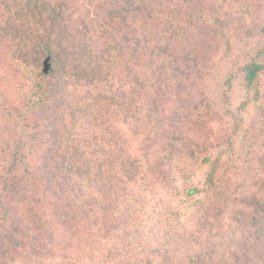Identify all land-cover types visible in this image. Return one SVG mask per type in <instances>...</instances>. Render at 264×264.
<instances>
[{
	"label": "trees",
	"instance_id": "obj_1",
	"mask_svg": "<svg viewBox=\"0 0 264 264\" xmlns=\"http://www.w3.org/2000/svg\"><path fill=\"white\" fill-rule=\"evenodd\" d=\"M192 3L0 0V264H264V0Z\"/></svg>",
	"mask_w": 264,
	"mask_h": 264
},
{
	"label": "rangeland",
	"instance_id": "obj_2",
	"mask_svg": "<svg viewBox=\"0 0 264 264\" xmlns=\"http://www.w3.org/2000/svg\"><path fill=\"white\" fill-rule=\"evenodd\" d=\"M71 1H74L76 4H82V5H85V4H89L90 2L92 3H96V0H71ZM102 3H107L111 0H100ZM192 5L193 6H197L198 8H209L211 7V5H214L215 3V0H191ZM191 5V7H192ZM189 7V5H188ZM264 9V8H263ZM262 14H260V16L258 15V19H257V23L255 24L256 25V28L259 29L260 27H262L263 25V22H264V10L261 12ZM201 34V33H200ZM215 35V34H214ZM155 37V36H153ZM213 38H218L217 35H215V37L212 36V40ZM157 39V38H156ZM204 43H201L202 41H200V39H198L197 42H200L198 45H191L192 47L193 46H196L194 49H202L203 51V55L204 57H209V60H210V57H212L214 59V63H215V52L218 50L217 48H219V52H223L226 50V42L224 41V38H222L220 41H219V44L218 43H215V42H209L210 40H208L207 38H202ZM2 41V40H1ZM234 41V40H233ZM209 42V43H207ZM207 43V44H206ZM234 45H233V50H232V56L229 57V59L226 60V63L223 64V61L221 62V65L219 64L220 62L217 61V63H215L216 65V74H217V77L220 78L219 80H208V87H206L205 89V92L208 93L209 97H211L210 99L213 98L214 100V103L215 105H217V107L220 106V101L219 98L217 99L218 95H219V92H220V88L222 87L221 83L223 82V76L225 75V73H227V71L232 67L233 65V58H241L243 59L244 58V45L243 43L241 42H236V40L233 42ZM194 44V43H193ZM206 44V45H205ZM219 45V46H218ZM197 50V51H199ZM219 57L217 56L216 57V60L218 59ZM211 64L213 62H210ZM209 63V64H210ZM213 65V64H212ZM211 71V70H210ZM209 78V77H208ZM217 81H220L218 82L219 84H217ZM201 88V84H199V89ZM19 95V94H18ZM195 125V126H194ZM206 125L203 124V122L200 120V122H194V123H191V124H187L183 129L184 131L188 134V135H193V137L199 139V136L200 138H205V136H207V129H206ZM115 235V234H114ZM113 236V235H112ZM83 245V244H82ZM103 249H104V242L102 240L101 237L99 236H95V241H94V244L92 245V249H85L84 250L86 251V255L88 256H94L97 260L101 261L103 258H104V254L102 253L103 252Z\"/></svg>",
	"mask_w": 264,
	"mask_h": 264
},
{
	"label": "water",
	"instance_id": "obj_3",
	"mask_svg": "<svg viewBox=\"0 0 264 264\" xmlns=\"http://www.w3.org/2000/svg\"><path fill=\"white\" fill-rule=\"evenodd\" d=\"M45 65H46V67H48V63H47V61H46Z\"/></svg>",
	"mask_w": 264,
	"mask_h": 264
}]
</instances>
